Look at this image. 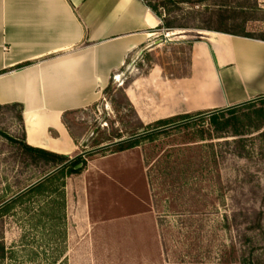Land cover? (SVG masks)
Wrapping results in <instances>:
<instances>
[{
	"label": "rangeland",
	"instance_id": "rangeland-1",
	"mask_svg": "<svg viewBox=\"0 0 264 264\" xmlns=\"http://www.w3.org/2000/svg\"><path fill=\"white\" fill-rule=\"evenodd\" d=\"M214 4H225L233 31L264 30V0H205L194 8ZM182 7V22L205 19L192 18L193 6ZM178 30L184 29L160 31L156 43L129 56L120 78L112 75L95 105L65 118L81 136L71 160L81 158L75 168L83 167L23 192L0 214L8 250L1 264L264 262V226L251 232L244 222L254 209L264 211V127L256 129V115L246 116L264 112V98L237 111L247 122L245 136L208 138L206 121L183 126L208 116L195 104L210 65L203 49L193 59L204 30L168 34ZM216 86L206 87L201 100L226 102L230 89L222 79ZM12 113L0 111V205L51 170L13 161L8 139L22 129ZM135 139L136 146L118 151Z\"/></svg>",
	"mask_w": 264,
	"mask_h": 264
},
{
	"label": "crops",
	"instance_id": "crops-1",
	"mask_svg": "<svg viewBox=\"0 0 264 264\" xmlns=\"http://www.w3.org/2000/svg\"><path fill=\"white\" fill-rule=\"evenodd\" d=\"M161 24L145 0H0V104L22 105L29 144L70 156L81 136L65 118L95 105L129 56L157 42ZM258 32L199 31L193 59L204 50L210 66L203 75L210 77L195 106L211 113L264 98ZM218 79L230 89L228 100L202 101Z\"/></svg>",
	"mask_w": 264,
	"mask_h": 264
},
{
	"label": "trees",
	"instance_id": "trees-1",
	"mask_svg": "<svg viewBox=\"0 0 264 264\" xmlns=\"http://www.w3.org/2000/svg\"><path fill=\"white\" fill-rule=\"evenodd\" d=\"M157 5H152L147 0L145 2L151 9L162 19V24L159 26L160 29L165 28L167 31H174V29H198V30H207V31H218V32H224V33H230V34H237L247 37H253L258 38L261 34H253L248 31H244L242 33L233 31L229 27V21L232 20V16L228 14L227 7L225 4H214V7H207L206 9L197 10L194 7L199 5L205 0H157ZM184 4L191 5L193 7L192 10V18L195 19H201L203 16L205 17L204 20H202L199 24L196 25H189L187 22H182L184 7H182ZM172 6H174L172 8ZM164 10V12H161L160 10ZM182 12L180 14L179 12ZM249 107L252 106L251 103H246L240 106L230 107L215 113H212L208 116H204L199 118L198 120L194 121H186L183 126L189 127L192 123L200 121V122H207L208 127L203 129L204 133H208V138H212V136H217L218 138H223L226 136H245V126L247 122L245 120H240V116L236 115L237 111L240 110L241 107ZM8 111L13 113L11 114L12 117L16 118L19 121V125L22 129V133L20 137H10L8 140L9 144V154L12 153V159L14 162H20L24 163L26 165H30L34 168H42L47 167L50 168V172L54 169L58 168L59 166L65 164L66 162H69L71 160V157L67 154L57 153L54 151H51L49 149H45L39 146H34L28 143L26 138V125H25V119L23 116V107L19 103H12V104H0V111ZM255 113L251 112L248 113L246 116L248 117V120L251 121L252 117L254 115L257 116L258 121L255 125L256 129L260 130L264 127V112L261 110L254 111ZM192 116H185L183 119H190ZM163 124H169L170 121H163ZM204 133L202 136L204 137ZM264 134V130L260 133ZM201 137V138H203ZM138 139L121 143L118 145V151H123L129 148H132L136 146L137 144H134ZM236 143L242 144L243 140L242 138L236 139ZM240 157H243V153L239 152L238 154ZM81 158L77 157L74 160H71L68 164L63 166L60 170L52 174L51 176L47 177L45 180L40 182L39 184L35 185L34 187L30 188L28 191L23 193L24 194L40 189L45 184L49 183L53 179L60 177L64 178V174L67 170L77 172L79 171L83 165H81L80 168H75L76 165L79 164ZM49 171L44 174L47 175L50 173ZM43 176V177H44ZM64 183H61L60 186H63ZM20 197V196H19ZM18 198V197H17ZM15 198L13 201H10L6 203L4 206L0 208V214L4 213L9 210V208L12 206V203L16 201ZM247 223L246 229L253 232H261L263 230V220H264V211L262 209H254L252 212H249L245 215ZM251 218V220L249 219ZM236 219V217H235ZM246 236V235H245ZM247 238V237H246ZM254 251V247H253ZM8 257V250L5 245V242L2 238H0V264L5 261V259ZM246 264V263H242ZM249 264H264V262H260L256 257L253 262H250Z\"/></svg>",
	"mask_w": 264,
	"mask_h": 264
},
{
	"label": "water",
	"instance_id": "water-1",
	"mask_svg": "<svg viewBox=\"0 0 264 264\" xmlns=\"http://www.w3.org/2000/svg\"><path fill=\"white\" fill-rule=\"evenodd\" d=\"M221 110H224V109H220V110H217V111H213V112H211V113H208V115H209V114H212V113H215V112H218V111H221ZM138 136H140V135H135V136L131 137V139L136 138V137H138ZM115 143H117V142H115ZM115 143H112V144H115ZM109 145H110V144L103 145V146H101V147H99V148H104V147H107V146H109ZM70 161H71V160H70ZM70 161H69V162H70ZM69 162H66L65 164H63V165L59 166L58 168L54 169L53 171H51L50 173H48V174L45 175L44 177L40 178L39 180H37L36 182H34L32 185H30L29 187H27L26 189H24L23 191H21L19 194L15 195V196L12 197L11 199H9V200H7L6 202H4L3 204H1L0 207L3 206V205H5L6 203H8L10 200L14 199L15 197H17L18 195L22 194L23 192H25V191L29 190L30 188L34 187L35 185L39 184L40 182H42L43 180H45L47 177L51 176L52 174H54L55 172H57L58 170H60L63 166H65V165L68 164Z\"/></svg>",
	"mask_w": 264,
	"mask_h": 264
},
{
	"label": "built area",
	"instance_id": "built-area-1",
	"mask_svg": "<svg viewBox=\"0 0 264 264\" xmlns=\"http://www.w3.org/2000/svg\"><path fill=\"white\" fill-rule=\"evenodd\" d=\"M118 76H122V73H117L116 75H115V78H118Z\"/></svg>",
	"mask_w": 264,
	"mask_h": 264
},
{
	"label": "bare ground",
	"instance_id": "bare-ground-1",
	"mask_svg": "<svg viewBox=\"0 0 264 264\" xmlns=\"http://www.w3.org/2000/svg\"><path fill=\"white\" fill-rule=\"evenodd\" d=\"M118 78H120V76H118Z\"/></svg>",
	"mask_w": 264,
	"mask_h": 264
}]
</instances>
